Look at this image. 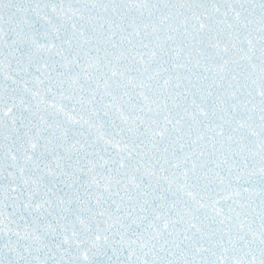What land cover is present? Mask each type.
<instances>
[{
  "label": "snow or ice",
  "instance_id": "1",
  "mask_svg": "<svg viewBox=\"0 0 264 264\" xmlns=\"http://www.w3.org/2000/svg\"><path fill=\"white\" fill-rule=\"evenodd\" d=\"M0 264H264V0H0Z\"/></svg>",
  "mask_w": 264,
  "mask_h": 264
}]
</instances>
